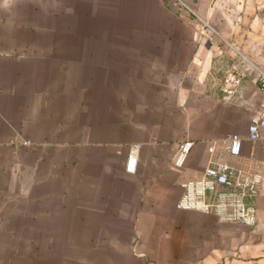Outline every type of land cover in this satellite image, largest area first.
<instances>
[{"label": "crops", "instance_id": "0c3cea01", "mask_svg": "<svg viewBox=\"0 0 264 264\" xmlns=\"http://www.w3.org/2000/svg\"><path fill=\"white\" fill-rule=\"evenodd\" d=\"M138 1L140 25L172 36L35 37L46 25L18 16L34 13L35 0H0V191L26 175L29 215L73 220L67 236L100 239L85 252L101 264H264V141L247 138L255 73L235 95L222 90L242 61L264 70V0ZM232 133L238 156L222 145ZM184 140L193 145L176 168ZM212 143L215 157L260 179L251 226L176 207Z\"/></svg>", "mask_w": 264, "mask_h": 264}, {"label": "rangeland", "instance_id": "374dc122", "mask_svg": "<svg viewBox=\"0 0 264 264\" xmlns=\"http://www.w3.org/2000/svg\"><path fill=\"white\" fill-rule=\"evenodd\" d=\"M138 2L50 0L47 3L46 0H35L34 13L23 12L18 16L21 20L33 22L37 27L46 25L44 30L35 29V37L117 39L172 36L171 30L160 28L156 24L140 25L137 12L133 13L137 10ZM169 23L170 19L167 20V24ZM222 74L220 72L219 76L222 77ZM18 178V181L13 182V186L18 188L0 191V199L4 195L7 198L0 208L4 210L0 221V264H84L91 260L97 264L103 263V255L95 256L85 252L87 247L100 239L67 236L73 233L70 230L75 229L73 220H51L58 219L59 216L38 214L33 216L35 221H32L33 217L29 215L26 205V175H18ZM41 193L40 190V197ZM42 217L46 220H41Z\"/></svg>", "mask_w": 264, "mask_h": 264}, {"label": "built area", "instance_id": "2783aa9c", "mask_svg": "<svg viewBox=\"0 0 264 264\" xmlns=\"http://www.w3.org/2000/svg\"><path fill=\"white\" fill-rule=\"evenodd\" d=\"M254 72V82L260 94L258 111L250 118L247 138L252 142L264 141V70L242 61L223 77L222 90L227 95H235L241 81ZM193 143L184 140L180 143L173 159V166L182 168ZM228 153L240 155L242 139L238 134H229L222 140ZM139 147L132 144L129 149L125 170L134 172ZM212 154L208 165L198 178L181 182V195L176 207L183 211H197L214 215L219 222H232L251 226L255 222V210L249 204V197L258 191V175L250 176L225 162L220 156L215 157L216 143L208 147Z\"/></svg>", "mask_w": 264, "mask_h": 264}]
</instances>
